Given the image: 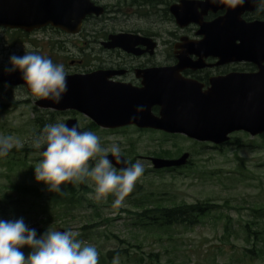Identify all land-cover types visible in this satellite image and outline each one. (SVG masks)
I'll list each match as a JSON object with an SVG mask.
<instances>
[{"label":"rangeland","instance_id":"374dc122","mask_svg":"<svg viewBox=\"0 0 264 264\" xmlns=\"http://www.w3.org/2000/svg\"><path fill=\"white\" fill-rule=\"evenodd\" d=\"M55 38L51 31L29 38L14 30L0 29V70L10 67L11 55L22 56L27 51L63 64L67 71L70 55L80 56L81 51L61 52L50 44ZM10 88L0 87V104H18L8 114H0V137L12 136L26 152L14 159L0 155V220L23 219L38 237L49 228L79 232L77 239L97 248L99 264L109 251L130 255L131 260L119 258V264H264L263 137L239 132L232 135L233 144L216 148L151 130H92L90 119L69 112L51 116V124L77 119L83 131L100 137L102 146L118 144L121 155L131 164L137 160L147 162L124 206L114 208L112 195L107 200L95 199V185L90 179L62 185L64 195L37 181L35 167L43 157L42 148L31 146L33 138L41 134L34 119L38 111L48 110H34L39 99L23 87ZM163 151L171 153L173 157L169 159L188 152L189 163L174 171L154 170L150 159L164 158L159 156ZM197 201L215 204L217 209L193 228L178 226L169 231L134 224L136 215L132 213L138 212L135 205L170 206ZM247 225L251 233H247ZM257 231L261 233L254 235ZM22 251L27 256L31 249L25 247Z\"/></svg>","mask_w":264,"mask_h":264},{"label":"water","instance_id":"95a60500","mask_svg":"<svg viewBox=\"0 0 264 264\" xmlns=\"http://www.w3.org/2000/svg\"><path fill=\"white\" fill-rule=\"evenodd\" d=\"M88 2L89 0H0V29L32 33L51 26L75 34L80 30L84 17L89 14L91 6ZM256 4L258 2L254 0H247L244 5L235 9L228 7L232 32L226 35L233 43L230 51L228 49L229 58L234 56L238 60L242 58L254 62L259 67L257 73L234 74L213 80L212 87L206 93H202L194 82L180 78L174 81L175 85L172 79L178 70L176 68L150 70L145 77V87L140 90L109 82V72L67 74L68 91L61 102L57 104L52 100L39 99L35 106L56 112L77 111L103 129L134 125L140 129L184 135L215 146L225 145L236 132H245L251 137L262 135L264 22L247 24L239 20L245 10H253ZM237 41L240 43L236 44ZM179 59L177 68L186 66L187 58L179 56ZM0 84L23 87L31 93L23 80V74L18 70H0ZM154 106L161 108L159 116L152 113ZM65 124L69 127L79 126L76 119H69ZM80 130L83 131L81 128ZM44 150L42 147L41 152ZM121 157L126 163L116 165L111 154L109 155L118 170L131 165L124 156ZM189 158L190 154L186 152L177 159L151 158L150 161L155 170H161L183 167L188 164Z\"/></svg>","mask_w":264,"mask_h":264},{"label":"flooded vegetation","instance_id":"af4514ba","mask_svg":"<svg viewBox=\"0 0 264 264\" xmlns=\"http://www.w3.org/2000/svg\"><path fill=\"white\" fill-rule=\"evenodd\" d=\"M88 4L89 14L75 34L48 26L32 33L21 31V35L30 38L51 31L56 38L50 44L57 50L81 51L80 56L70 55L67 74L109 72V82L134 90L143 89L148 72L156 68L178 69L172 82L178 78L194 82L202 93L212 87L213 80L259 72L252 61L229 58L233 43L226 34L232 32V25L223 0H89ZM258 8L256 4L253 10H245L239 20L264 22V11ZM179 56L187 58L186 66L177 68ZM48 111L54 117L67 112L84 116L72 110ZM151 111L159 116L161 108L154 106ZM124 128L156 131L134 125Z\"/></svg>","mask_w":264,"mask_h":264},{"label":"clouds","instance_id":"9594fccd","mask_svg":"<svg viewBox=\"0 0 264 264\" xmlns=\"http://www.w3.org/2000/svg\"><path fill=\"white\" fill-rule=\"evenodd\" d=\"M223 2L235 9L247 0ZM254 2H258V10L264 11V0ZM9 64L4 71H20L31 93L38 99L58 104L67 94V73L63 64H54L47 57L27 51L22 56L11 55ZM31 146L45 149L35 171L37 181L47 184L50 191L64 195L62 185L84 183L90 179L95 185V199L107 200L112 195L115 197L114 208L124 206L126 198L142 178L147 163L137 160L118 170L109 159L111 154L116 165L126 163L118 144L104 147L95 133L65 123L45 125L43 132L33 138ZM13 147L22 148L23 144L12 136L0 137V155H6ZM79 235L72 230L49 228L38 237L35 229H30L23 219L0 220V264H99L97 248L77 239ZM25 247L31 249L27 256L22 251ZM113 264H119L118 255L113 258Z\"/></svg>","mask_w":264,"mask_h":264},{"label":"trees","instance_id":"16d2710c","mask_svg":"<svg viewBox=\"0 0 264 264\" xmlns=\"http://www.w3.org/2000/svg\"><path fill=\"white\" fill-rule=\"evenodd\" d=\"M15 33L21 34V31H15ZM3 70V69H2ZM0 87H3L0 84ZM10 89H13L12 87ZM18 102L12 103H1L0 104V114H8L12 108L17 107ZM34 110H38L34 107ZM37 117L34 119V124L36 128H38L39 132L42 133L45 125L51 124V116L53 117V113L50 111H38ZM92 130H100L94 123L91 124ZM86 131V130H85ZM261 137L264 138V135ZM233 144L232 141L228 142L226 145ZM242 145L238 144V147ZM218 148V147H216ZM221 148V147H220ZM25 148H13L7 152L6 157L20 158L25 154ZM3 156V155H2ZM159 156L164 158L173 157L169 151H163ZM168 171H174L175 169H166ZM35 172V171H34ZM36 193L39 195L40 191L36 189ZM80 203V201L78 202ZM138 207V212H134L132 214L135 216L134 224L139 227L145 228H161L165 230H173L178 226H183L186 228H193L202 223V220L211 214L217 206L215 204H211L207 201H197L196 203L188 204H174V205H164L161 203H156L152 207L145 205H135ZM247 233H251V229L247 225L245 227ZM262 231V230H261ZM261 231L253 232L254 235L260 234ZM248 240V239H247ZM261 240V239H259ZM249 241V240H248ZM260 249L256 252L259 254ZM119 252L109 251L106 253L105 257H102V264H110L113 261L115 256H119V258H124L125 256L128 260H131L130 255H119ZM253 253V251H251ZM154 261V259L152 260ZM113 263V262H112Z\"/></svg>","mask_w":264,"mask_h":264}]
</instances>
